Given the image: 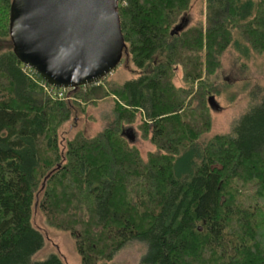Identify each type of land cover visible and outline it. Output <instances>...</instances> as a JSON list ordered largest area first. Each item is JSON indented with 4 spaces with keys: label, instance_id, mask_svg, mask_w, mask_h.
I'll return each mask as SVG.
<instances>
[{
    "label": "trees",
    "instance_id": "obj_1",
    "mask_svg": "<svg viewBox=\"0 0 264 264\" xmlns=\"http://www.w3.org/2000/svg\"><path fill=\"white\" fill-rule=\"evenodd\" d=\"M11 4L0 0V264H64L31 259L44 242L34 205L74 239L81 264H105L131 239L147 244L138 264H264V86L231 132L204 136L220 54L264 52V0H205L197 21L191 0H117L119 64L136 76L66 90L81 101L114 95V119L63 154L57 129L76 100L51 98L23 70ZM137 118L154 145L146 158L122 133Z\"/></svg>",
    "mask_w": 264,
    "mask_h": 264
},
{
    "label": "water",
    "instance_id": "obj_2",
    "mask_svg": "<svg viewBox=\"0 0 264 264\" xmlns=\"http://www.w3.org/2000/svg\"><path fill=\"white\" fill-rule=\"evenodd\" d=\"M9 28L20 61L59 88L100 81L125 48L117 0H12ZM208 104L220 108L213 96Z\"/></svg>",
    "mask_w": 264,
    "mask_h": 264
},
{
    "label": "rangeland",
    "instance_id": "obj_3",
    "mask_svg": "<svg viewBox=\"0 0 264 264\" xmlns=\"http://www.w3.org/2000/svg\"><path fill=\"white\" fill-rule=\"evenodd\" d=\"M204 9L205 0H191L190 18L193 21L204 20ZM219 61V67L209 76V79L214 90V95L211 96L220 108L216 110L209 106L210 127L204 134L205 137L231 132L233 124L255 103L250 95L252 88L257 85L264 86V52L260 55L253 53L249 59L245 60L239 57L234 49L228 47L220 54ZM126 63L119 64V67L117 65L118 69L115 71V67L106 78L121 83L125 78L135 77L136 74L131 71L132 66L125 67ZM23 70L26 71L28 68L24 67ZM35 72L33 71V74ZM181 75L182 71L179 68L173 78L176 85H183ZM113 99L114 95L86 101L72 96L67 98V100H76L74 101L76 103L72 105L69 119L57 129L58 146L62 154L66 151L68 140L75 135L83 133L91 137L114 119ZM139 123L137 118L133 123L124 124L122 133L138 149L141 156L146 158L147 154L154 150V145L148 138L141 135ZM245 201L249 200L245 197ZM31 225L40 231L44 238L42 247L31 256L33 261L43 260L50 254H56L64 264H81L80 256L75 250L74 239L68 232L48 226L38 205L33 206ZM146 251V242L131 239L105 264H138Z\"/></svg>",
    "mask_w": 264,
    "mask_h": 264
},
{
    "label": "built area",
    "instance_id": "obj_4",
    "mask_svg": "<svg viewBox=\"0 0 264 264\" xmlns=\"http://www.w3.org/2000/svg\"><path fill=\"white\" fill-rule=\"evenodd\" d=\"M27 68L28 70H26V72L28 71L30 73V76H32L33 71L35 72V70L32 67L25 65V69ZM39 84L43 88L45 93L53 99H69L70 97L69 95L67 96L66 88H58L47 83L45 80L39 81Z\"/></svg>",
    "mask_w": 264,
    "mask_h": 264
}]
</instances>
